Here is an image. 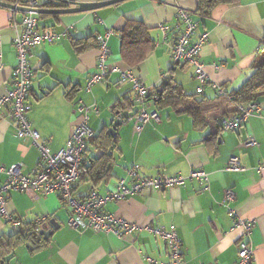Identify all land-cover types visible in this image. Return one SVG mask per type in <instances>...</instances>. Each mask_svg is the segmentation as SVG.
Wrapping results in <instances>:
<instances>
[{"label":"crops","instance_id":"crops-1","mask_svg":"<svg viewBox=\"0 0 264 264\" xmlns=\"http://www.w3.org/2000/svg\"><path fill=\"white\" fill-rule=\"evenodd\" d=\"M59 1L39 0V8H59L51 5ZM61 1L68 8L75 6L71 2L105 0ZM197 3L198 0H123L94 11L37 14L40 26H52L60 34L63 30L66 33L31 51L33 72L27 115L38 140L53 153L64 146L79 120L75 111L77 101L97 107L98 112H90L88 124L99 140L88 142L85 158L89 164L108 150L113 159L111 176L101 179L95 187L100 195L113 189L118 178L127 177L130 168H136L139 176L187 175L192 168L203 170L208 176L206 189L198 180L186 179L182 185L143 190L108 201L103 210L140 226L174 228L181 242V264H234L242 239L239 230H230L232 221L227 212L234 208L239 217L254 220L245 239L253 248L251 264H264V96L255 100L259 109L235 129L216 130L219 121H209L205 127L197 128L186 113L149 106V110H157L158 121L151 120L139 133L133 130L131 122L124 121L110 133L119 114L137 110L129 84L118 83V74L112 72L85 91L87 77L96 71L95 36L112 30L106 63L127 67L121 57L120 32L133 21L141 22L153 40L145 59L129 67L149 89L168 77L198 99L215 96L212 82L224 91L239 87L252 72L255 53L264 37V0L220 3L205 14L197 11ZM178 7L192 12L198 22L194 37L207 33L200 60L209 82L201 92H197L199 83L192 67L175 65L170 58L171 39L179 32L175 18ZM23 13L0 7V95L10 87L13 77L16 52L12 38ZM160 23L170 26L166 39L159 29ZM7 111L6 108L0 114V182L6 178L1 166L7 168L20 162L21 171L28 174L40 162L31 138L17 137L16 123ZM249 137L257 145H248ZM232 157H237L247 170L227 169ZM92 185L88 178H82L74 187V195L82 198ZM226 189L233 193L228 202L224 201ZM6 205L29 226L41 214L55 219L59 226L54 228L49 220L41 225V229L53 231L41 246L26 241L10 246L6 242L13 232L1 219L0 264H154L146 257L168 262L165 242L144 228L121 237L90 227L70 228L66 223L70 210L56 193L11 190ZM16 249L20 256L15 258Z\"/></svg>","mask_w":264,"mask_h":264},{"label":"built area","instance_id":"built-area-1","mask_svg":"<svg viewBox=\"0 0 264 264\" xmlns=\"http://www.w3.org/2000/svg\"><path fill=\"white\" fill-rule=\"evenodd\" d=\"M13 4L28 8H39V0H16ZM176 26L179 32L170 42V58L173 64H186L192 67L193 75L198 81L197 92H201L205 84L209 82L208 75L204 69V64L200 60V51L207 41V33L203 32L195 35L198 22L193 18L192 13L184 8L178 7L175 13ZM170 26L167 23H160L159 29L163 38H167V31ZM66 30L60 34L52 26L39 25L37 14L24 12L12 38V44L16 52V65L13 68V77L10 87L0 95V114L2 110L8 109V116L16 123L17 137H29L33 145L40 154L39 166L31 173L21 171L20 162L12 164L7 168L1 166L6 174L4 181L0 182V220L2 219L11 230H18L23 221L7 209V196L11 190L29 192L40 191L43 194L56 193L63 203L70 210L67 218V225L74 229L92 228L95 231L114 233L121 237L124 234H131L135 230L144 228L160 237L168 248V262L155 261L146 257L147 261L156 264H181V242L174 228L165 229L162 226L152 227L151 225L140 226L134 221L115 215L112 212L103 210V206L108 201H117L127 196L134 195L143 190H164L176 185H182L186 179H196L207 188V174L197 168H192L187 175H166L156 174L155 176H139L136 168L127 170V177L118 178L114 188L105 195H100L91 190L79 199L74 195L76 183L84 176L86 171L85 154L87 144L94 136V132L88 124L91 111L98 112L96 106H89L77 101L75 111L79 115V120L71 130L70 136L64 146L56 152H49L44 142L38 140L37 132L31 127V121L27 112L29 104L27 95L29 83L32 76V66L29 61L31 51L42 43H52ZM113 33L107 30L95 36V43L98 49L96 71L89 74L85 83V91H90L95 83L103 82L110 73L118 74V83L127 82L133 93V102L137 105V110L131 113L126 122L132 123V128L139 133L151 120L158 121L159 114L156 109H148L145 106V98L148 87L131 71L130 68L120 66H109L106 63L110 52L108 38ZM211 86L223 93V89L215 83ZM258 108L256 102L237 105V113L221 120L222 129H235L244 123L247 118ZM247 144L254 146L257 142L249 137ZM263 168V167H261ZM227 169L232 171L247 170L237 157H232L227 165ZM233 199L230 189L224 192V201ZM227 215L232 221L230 230H239L242 239H239L237 259L234 264H251L253 248L248 240L254 220H245L237 214L234 208H230ZM48 215H37L33 221V232L39 234L41 225L48 222Z\"/></svg>","mask_w":264,"mask_h":264},{"label":"trees","instance_id":"trees-1","mask_svg":"<svg viewBox=\"0 0 264 264\" xmlns=\"http://www.w3.org/2000/svg\"><path fill=\"white\" fill-rule=\"evenodd\" d=\"M1 1L13 3L16 0ZM232 1L234 0H198L197 11L205 14L217 4ZM51 5L58 6L59 8L66 7L65 3L61 0L55 3L52 2ZM120 40L121 57L127 64V68L133 67L143 61L153 47V40L149 36L148 29L141 22L133 21L127 23L120 32ZM252 66V72L239 87L230 91L223 90L221 94L215 90L216 94L213 98L201 97L198 99L194 94H187L179 84L174 83L171 77L162 79L157 86L148 89L145 106L147 108L149 106L153 108L170 107L178 114L186 113L191 116L192 122L197 128L205 127L209 121H219L216 130L222 129L221 120L236 114L238 104L255 102L259 97L264 96V37L255 53ZM117 105L114 107L117 108L119 106ZM107 137L109 138L110 136L107 134ZM97 140H99V137L94 135L89 142ZM85 162L86 171L82 178H88L93 184L88 192L91 190L97 192L95 189L97 183L104 177H109L112 174V156L106 150L100 156L91 160L89 164L86 157ZM82 198L80 197L79 199ZM12 232L8 238L9 242H6L10 243V246L19 241H26L36 247L45 243L42 236L33 232V226L31 224L29 226L22 223L18 230H12Z\"/></svg>","mask_w":264,"mask_h":264},{"label":"water","instance_id":"water-1","mask_svg":"<svg viewBox=\"0 0 264 264\" xmlns=\"http://www.w3.org/2000/svg\"><path fill=\"white\" fill-rule=\"evenodd\" d=\"M123 0H105V1H92V2H71L74 7L68 8H28L24 6H17L13 3H8L0 0V7L8 8L11 10L21 11V12H32L35 14H61L69 12H83V11H94L100 7L117 3ZM130 114L126 111H123L119 114V117L114 121L113 125L109 129L110 133L115 131V128L123 123ZM126 122V121H125ZM49 222L57 228L59 225L56 223L55 219H49ZM52 230L41 229L39 235L42 236L43 240H48L52 234Z\"/></svg>","mask_w":264,"mask_h":264},{"label":"rangeland","instance_id":"rangeland-1","mask_svg":"<svg viewBox=\"0 0 264 264\" xmlns=\"http://www.w3.org/2000/svg\"><path fill=\"white\" fill-rule=\"evenodd\" d=\"M67 208H68V207H67ZM18 252H19V253H18ZM18 255L20 256V251L16 249V252H15V258H16ZM23 256H24V255H23ZM23 256H21V257H23ZM15 258H14L13 260H15ZM11 263H12V261H11Z\"/></svg>","mask_w":264,"mask_h":264},{"label":"bare ground","instance_id":"bare-ground-1","mask_svg":"<svg viewBox=\"0 0 264 264\" xmlns=\"http://www.w3.org/2000/svg\"><path fill=\"white\" fill-rule=\"evenodd\" d=\"M192 13V12H191ZM88 145V144H87ZM87 152V151H86Z\"/></svg>","mask_w":264,"mask_h":264}]
</instances>
